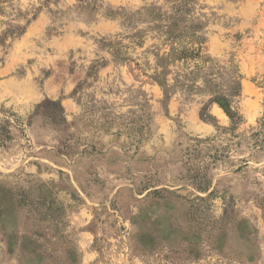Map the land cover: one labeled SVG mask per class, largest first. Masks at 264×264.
<instances>
[{"label":"rangeland","instance_id":"1","mask_svg":"<svg viewBox=\"0 0 264 264\" xmlns=\"http://www.w3.org/2000/svg\"><path fill=\"white\" fill-rule=\"evenodd\" d=\"M263 113L264 0H0V264H264Z\"/></svg>","mask_w":264,"mask_h":264},{"label":"trees","instance_id":"2","mask_svg":"<svg viewBox=\"0 0 264 264\" xmlns=\"http://www.w3.org/2000/svg\"><path fill=\"white\" fill-rule=\"evenodd\" d=\"M226 110H227L226 113L229 119L234 125L232 128H235V126L239 123L238 116L236 113L232 112L231 108L228 107V105L226 107ZM232 128L229 130L230 135L233 138L239 139L236 145L241 144L242 141H248L251 148L264 152V113L261 119L257 121V127L255 129H251L248 135L247 134L246 135H236ZM6 132L7 131L5 130V128H0V144H3L5 141ZM213 139L215 140L216 138L214 137Z\"/></svg>","mask_w":264,"mask_h":264}]
</instances>
